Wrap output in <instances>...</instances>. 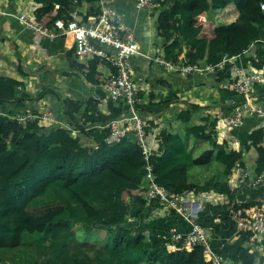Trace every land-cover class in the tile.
Listing matches in <instances>:
<instances>
[{
    "label": "trees",
    "instance_id": "1",
    "mask_svg": "<svg viewBox=\"0 0 264 264\" xmlns=\"http://www.w3.org/2000/svg\"><path fill=\"white\" fill-rule=\"evenodd\" d=\"M34 1L38 4L35 19L48 14L49 27L56 18L70 19L72 12L81 20L100 12L99 0ZM260 2L264 0H170L160 13L170 21L160 31L165 38L163 57L178 64L204 66L217 63L223 53L237 55L254 42H264ZM202 3L207 4L206 16L229 3L237 15L230 22L216 24L212 37L202 36L201 26L192 23V11ZM73 50L66 52L71 68L83 70L88 80L97 83L98 57L88 59L85 66ZM250 63L261 68L264 59L250 58ZM218 72L224 81L228 72ZM165 83L164 90L151 91L148 101L136 106L141 114H156L173 102L185 104L177 109L176 125L158 131L160 151L150 156L153 172L163 187L168 192L227 196L232 192L229 176L234 167L248 172L244 182L254 180L264 169V132L256 127L260 118L244 116L236 134L238 139L241 136L236 149L227 141H217V113L208 111L211 105L182 100L179 87ZM220 92L222 105L242 100L233 90ZM48 94L62 100L69 128L42 127L33 119L23 124L9 120L8 115L28 109L27 104ZM96 95L104 99V107L93 97H63L51 86L30 92L15 77L0 75V113H4L0 117V264H209L204 261L201 245H193L180 258L178 252L167 248V240L145 233L144 226L134 231V224L126 223L131 204L124 192L142 186L139 170L143 159L133 130L117 141H105L109 129L102 125L127 114V104L112 101L100 89ZM253 95L257 101L264 100V87H258ZM73 129L82 131L94 145L80 142L71 134ZM259 203L244 198L234 201L228 211L243 213ZM196 220L201 222L198 217ZM247 235L242 232L222 243L219 252L226 263L264 264L263 252L249 250Z\"/></svg>",
    "mask_w": 264,
    "mask_h": 264
},
{
    "label": "crops",
    "instance_id": "2",
    "mask_svg": "<svg viewBox=\"0 0 264 264\" xmlns=\"http://www.w3.org/2000/svg\"><path fill=\"white\" fill-rule=\"evenodd\" d=\"M169 1L165 0L162 7L149 12L144 8H137L134 0H113L109 2V5L119 14L122 23L133 28L135 38L139 44V53L132 57L131 64L134 78H139L144 87L141 95L142 102L148 101L151 91L164 90L165 82H170L179 87L178 95L182 100L188 102H194L195 100L200 104H209L204 98L209 93L208 90L212 91L214 89L212 92L214 97L217 98H212L213 95L211 96V100L214 101L215 105H211L208 111L213 114L216 112L217 116H219L224 112V109L228 108V106L220 103V91L227 89L221 77L215 78L212 75L194 77L176 74L167 70L164 66L152 62L153 56L162 55V46L165 43V38L160 35V31L162 28L167 27L170 21L167 17H160V13L165 11ZM37 6L38 4L34 0H0V7L7 12L4 15L0 14V75L15 77L30 92L37 91L45 86H51L63 97H71L78 100H85L88 97L98 98L101 106L104 107V99L96 95V90H102L101 84L110 71L109 64L98 57L94 74V77L98 79L97 83L88 80L83 70L76 67L71 68L66 52L74 48V45L69 34H61L51 39L41 38L37 40L31 29L21 24L18 20L17 15L20 12H24L28 17L35 19L34 10ZM206 10V3L194 8L192 11V23L195 25L199 24L201 26L199 33L208 38L213 36V28L216 24L230 22L237 15V11L231 3L216 7L209 16H206ZM48 17L49 15L45 14L40 21L42 20L46 23ZM77 17L80 18V15H77ZM50 28L55 29L53 26ZM259 43H252L246 50L238 54L236 60L244 65H252L250 58L256 60L264 59V47L259 48ZM100 46L107 51H111L106 45L100 44ZM72 53L75 54L74 50ZM90 58L93 57L77 56V61L86 66V62ZM18 65L21 66V71L18 69ZM64 71H68L69 74H65ZM220 73L224 74L226 72L220 71ZM258 87H264V81L254 85L253 94L256 95ZM259 102L264 103V100H259ZM26 106L28 109L22 112L29 110L37 113L40 110H48L61 124L69 126L68 119L63 114L60 97L58 99L48 94ZM170 107L179 109L185 107V104L183 101L173 102L157 113L156 117H153V113H142L150 128H152L151 131L158 132L163 127L176 125L177 122L163 120V115L165 114L166 117L168 115L166 109ZM60 123H46L41 126H61ZM63 125L62 127H64ZM74 134L83 144L89 145L92 142L80 130L75 129ZM239 139L237 143L240 147L241 142ZM232 146L236 148L233 142ZM155 149L160 151L158 144ZM235 173L238 175L240 169L237 172L235 168L229 177L237 176ZM237 180L239 181V179ZM252 187L251 189L255 190L254 195L251 196L253 198L249 196V191L244 193V198L248 197L258 200L260 203L257 205L264 204V179L261 184ZM207 195L211 196L205 199L206 202H203L202 206H199V210L195 211L194 214H196L195 219L198 217L199 221L210 229L211 247L217 251L224 241H231L237 235L232 233L233 227L229 221V212L225 216V212L221 210L226 205L224 203H227V197L212 192ZM211 197H216L218 201H209L212 199ZM124 198L131 204L130 211L126 216V223L131 222L135 226H144L145 233L147 232L159 240H167L165 243L167 248L178 252L180 258L187 254V249L184 250L185 252H181L183 249L177 247V244L170 238L172 227L181 231L187 229V222L181 216H176L174 213H165L162 206L157 202L146 203L143 199L141 188L125 191ZM220 213L224 215L221 217ZM259 237L264 242V234Z\"/></svg>",
    "mask_w": 264,
    "mask_h": 264
},
{
    "label": "built area",
    "instance_id": "3",
    "mask_svg": "<svg viewBox=\"0 0 264 264\" xmlns=\"http://www.w3.org/2000/svg\"><path fill=\"white\" fill-rule=\"evenodd\" d=\"M113 0H99L100 12L95 15H89L85 20L77 17L76 12L71 13V18L63 20L56 18L53 21V27L47 26L42 20L38 21L28 17L24 12L17 15L21 24L31 29L36 35L37 40L41 38H54L61 34L70 35L74 45V52L79 57H99L106 61L110 66V71L101 84V89L112 100H122L127 104L128 113L114 117L106 121L102 126L109 129L105 141H117L127 130H133L135 134V144L137 152L141 155L143 162L140 166V172L143 178V184L140 187L143 193V199L146 203L157 202L162 206L167 214L181 216L187 222L185 231L171 228L170 238L173 242H178L179 248L191 250L193 245L202 246L204 260L209 264H228L219 250L211 247L210 229L194 218L189 217L185 195L189 191L168 192L165 187L157 180L150 162V156L159 151L155 149L159 145L158 132L151 131L152 128H146L149 123L138 111L137 104L142 102L140 91L144 90L139 78H134V72L131 64V57L139 53V44L135 38L133 28L122 23L119 14L109 5ZM165 0H134L137 8H144L148 12L154 11L163 6ZM260 8L264 11V2H260ZM7 12L0 7V14ZM106 45L111 51L105 50L100 46ZM237 55L223 53L220 60L215 63H207L204 66H197L190 63H176L163 57L155 55L152 57L154 64L164 66L167 70L178 72L181 75H205L210 70H220L228 72L224 79L225 86L242 95V100L238 103L228 106L226 122L219 126L217 120L216 138L221 137L218 142L228 141L225 134L221 136L223 127L236 136L237 130L243 122L246 115L258 116L259 122L256 127L264 132V104L255 102L253 95L254 85L264 81V67L257 68L253 65H244L236 60ZM98 97V96H94ZM98 99V98H96ZM4 113H0V117ZM9 120L14 124H23L27 119L36 120L38 125L46 123H60L48 110L40 112L25 111L17 112L15 115H8ZM62 126L63 124L60 123ZM69 128V126H65ZM75 130L73 129L72 132ZM151 133V134H150ZM248 172L240 168L239 180H243ZM264 176V169L258 176L249 181L252 186L259 185ZM194 215V214H191ZM229 221L233 227L235 235L241 232H248L247 246L250 251L256 250L264 253V242L259 236L264 234V204L254 205L240 210L231 209L228 213Z\"/></svg>",
    "mask_w": 264,
    "mask_h": 264
},
{
    "label": "rangeland",
    "instance_id": "4",
    "mask_svg": "<svg viewBox=\"0 0 264 264\" xmlns=\"http://www.w3.org/2000/svg\"><path fill=\"white\" fill-rule=\"evenodd\" d=\"M258 47L259 48H263L264 47V42H260L259 44H258ZM218 74H219V72H218V70H210V71H208L207 73H205V75H212V76H214L215 78H219V76H218ZM197 76H204V75H196L195 77H197ZM214 89H212V91H213ZM209 91V93H210V95H209V93H207V95L205 96V100L210 104V105H215L213 102L214 101H212L211 100V96L213 95V92L212 91H210V90H208ZM212 98H217V97H214V95L212 96ZM218 100V99H217ZM255 102H257V103H260L259 101H257V100H254ZM194 102H197V101H195L194 100ZM213 103V104H212ZM216 103H218V102H216ZM260 104H264V103H260ZM176 107V106H175ZM175 107H170L169 109H166V112H167V117L165 116V114L163 115V120H168V122H171V121H174V122H178L177 121V119H176V112H177V109L175 108ZM219 107V106H218ZM182 108V107H181ZM215 108H217V107H215ZM227 112V109H224V112H222V114H220L219 116H217V120L218 121H220V124H219V126H221V124H224L225 122H226V118H227V115L225 116V113ZM214 114H216V112L214 113ZM157 116V113L156 114H153V117H156ZM162 120V119H161ZM223 129V131H222V133H221V136H223L224 134H225V136H226V138H228L229 140L227 141V142H229L230 143V145L232 146V142H233V145L236 147V148H239V144L237 143L238 142V137H236L235 135H234V137H233V134H232V132L231 131H229L228 129H226L225 127H223L222 128ZM151 134V133H150ZM217 140L218 141H220L221 140V137H219V136H217ZM231 140H232V142H231ZM89 145H91V146H93L94 145V143H89ZM233 147V146H232ZM235 168L237 169V172H239V169L241 168V167H234L233 169H232V171L233 170H235ZM236 174V173H235ZM237 175V174H236ZM239 179V174L237 175V176H231V178L229 177V182H230V185L232 186V192H231V194L230 195H227L226 197H227V203L225 202L224 204H226L225 206H224V209L222 208L221 210L222 211H224L225 213V216L227 215V212H229L228 211V209L232 206V204H233V202L234 201H236V200H241V201H243L244 200V193L245 192H248L249 191V196L251 197L252 195H254V191L255 190H253V189H251V188H253L251 185H249L248 183H246V181L244 182V180H237V179ZM263 179H264V176H263ZM263 179H262V181H263ZM262 181H260L259 182V184H261L262 183ZM239 183V184H238ZM238 184V185H237ZM251 189V190H250ZM257 189V188H256ZM208 193H210V192H199V193H193L192 191H189V193H187L186 195H185V199H186V201H188V202H185L184 203V206H187V210H188V213H190V216L189 217H191L192 216V218H194V216H196V214H194L195 213V211L197 212L198 210H199V206H202V203L203 202H206L205 201V199H207L208 197H210L211 195H207ZM229 197V198H228ZM212 199L211 200H209V201H213V202H215V201H218V199L216 198V197H211ZM219 198V197H218ZM251 198H253V197H251ZM245 199L247 200H250V198H248V197H245ZM126 200V199H125ZM202 201V202H201ZM215 205V204H214ZM223 213V212H222ZM222 213H220V216L222 217L224 214H222ZM191 214H194V215H191ZM224 220V219H223ZM138 226V227H137ZM137 226H133L132 228H133V230L134 231H136V230H138V228H139V225H137ZM183 250H185V248H183Z\"/></svg>",
    "mask_w": 264,
    "mask_h": 264
},
{
    "label": "water",
    "instance_id": "5",
    "mask_svg": "<svg viewBox=\"0 0 264 264\" xmlns=\"http://www.w3.org/2000/svg\"><path fill=\"white\" fill-rule=\"evenodd\" d=\"M73 136L75 135L74 132L71 133Z\"/></svg>",
    "mask_w": 264,
    "mask_h": 264
},
{
    "label": "bare ground",
    "instance_id": "6",
    "mask_svg": "<svg viewBox=\"0 0 264 264\" xmlns=\"http://www.w3.org/2000/svg\"><path fill=\"white\" fill-rule=\"evenodd\" d=\"M242 233V232H241ZM248 236V235H247Z\"/></svg>",
    "mask_w": 264,
    "mask_h": 264
}]
</instances>
